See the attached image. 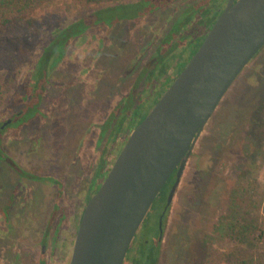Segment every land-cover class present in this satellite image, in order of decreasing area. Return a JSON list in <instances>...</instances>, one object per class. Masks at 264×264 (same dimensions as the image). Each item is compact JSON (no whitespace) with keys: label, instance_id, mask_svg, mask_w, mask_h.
Masks as SVG:
<instances>
[{"label":"rangeland","instance_id":"obj_1","mask_svg":"<svg viewBox=\"0 0 264 264\" xmlns=\"http://www.w3.org/2000/svg\"><path fill=\"white\" fill-rule=\"evenodd\" d=\"M120 1L136 0L91 5L56 0L37 10L35 32L8 29L5 34L13 42H4L0 49H17L19 55L15 63L6 55L0 60L12 82L0 102V123L26 109L24 97L30 100L28 105L32 103L34 68L33 84L47 77L44 48L55 31ZM195 1L175 0L138 21L99 23L84 40L73 39L68 55L58 53L60 67L50 72L51 83L38 102L44 115L34 117L33 106L29 113L16 116L0 143L7 158L0 160V264H16L18 258V264H69L86 203L101 187L133 129L129 124L121 128L123 118L136 124L137 105L148 107L149 98L158 96L155 90L149 93L146 80L151 57L160 44L167 50L173 45L168 34H177L171 30L174 22ZM207 1L184 14L193 17L188 23L192 29L176 37L184 50L204 38L216 18L210 9L224 3ZM202 13L207 15L200 22ZM92 41L90 48L82 45ZM100 41L104 45L95 55ZM170 74L174 75L173 67ZM160 80L165 83L166 76ZM160 80L157 87L166 88ZM143 112L144 107L138 114ZM109 123L111 130L106 129ZM8 159L27 173L19 174ZM152 211L134 238L127 264H244L242 239L251 238L248 233L241 236L247 231L244 227L250 222L264 227V47L236 78L200 134L162 239ZM236 214L240 222L235 221ZM257 250L264 254V246Z\"/></svg>","mask_w":264,"mask_h":264},{"label":"water","instance_id":"obj_2","mask_svg":"<svg viewBox=\"0 0 264 264\" xmlns=\"http://www.w3.org/2000/svg\"><path fill=\"white\" fill-rule=\"evenodd\" d=\"M263 47L264 0H227L197 51L132 129L86 203L69 264H124L154 201L176 172L159 217L163 238L167 210L200 134Z\"/></svg>","mask_w":264,"mask_h":264},{"label":"trees","instance_id":"obj_3","mask_svg":"<svg viewBox=\"0 0 264 264\" xmlns=\"http://www.w3.org/2000/svg\"><path fill=\"white\" fill-rule=\"evenodd\" d=\"M56 0H0V46L5 42L8 43L9 40L13 42V39H10L7 34H5L9 28H14V27H21V28H27L31 32H35L37 29V17H36V12L39 8L42 6L52 3ZM74 3L79 4V5H91L94 3H108L112 2L113 0H72ZM175 0H136V1H129V2H117L115 3H110L106 7L99 8L97 10H94L92 12H89L75 21L71 22L70 24L66 25L65 27L58 28L57 31L53 34L52 40L50 43L45 47V54H44V62L45 65L48 66L52 57L55 56L58 53H62L65 51V47L68 43L72 41L75 37L81 35L82 33H85L87 29H90L91 27L98 25L99 23H105L106 25H113L119 20L122 21H138L142 17H145L147 14L153 13L157 10H160L161 8L167 7L170 4L174 3ZM206 1V2H205ZM205 2V3H204ZM207 0H196L193 2L191 5L188 6L186 10H184L183 15L185 14L186 11L189 10L193 5L198 4V3H204L203 6L207 4ZM224 2L223 4H219L220 6H215L213 5L210 10H213L214 13L216 14V18L210 23V28L216 21L217 17L220 15L224 7L226 6L227 0H222ZM198 11L194 12L193 14H196ZM209 12V11H208ZM198 14V13H197ZM203 15H207V13H202L199 15L198 20L202 22L203 18H201ZM185 16V15H184ZM182 17V15L180 16ZM177 18V20L174 22L171 30H174L177 32V34L174 35V33L171 35L170 33V41L173 43V45L167 50L159 45L157 51L152 55V63L150 67L147 69V76L146 80L147 83H149V93L154 92L158 93L157 97H150L148 101H151L152 104L149 105L148 107L144 105L138 104L137 110L135 111L133 115H139L137 117L138 122L135 124L132 122H129V120L123 118V121L121 122V128L126 129L128 124L129 126H132L133 128L137 126L147 115V113L150 111V109L153 107V104H155L156 100L159 99V97L163 94V92L166 90V88L172 83V81L175 79V77L182 71V69L185 67V65L188 63L190 58L193 56V54L197 51L198 47L201 45L202 41L204 38H202L200 41L196 42L193 44L190 49H184L181 48V45L176 39L177 35L181 36L182 33L185 31L187 32L190 28L192 29V26H189V22H191V19L193 17H184L182 18ZM188 22H186V21ZM186 22L185 27H182L183 23ZM188 25V26H187ZM170 30V31H171ZM166 35L165 37H167ZM174 35V36H173ZM5 36V37H4ZM61 37H66V39L63 42H60ZM58 40V41H57ZM192 43H190L191 45ZM53 48V49H51ZM17 49H13V51H3L0 49V60L1 57L6 55V58H9L12 63H15L17 61V57L19 55V52H16ZM186 51H188L186 53ZM59 55V54H58ZM57 55V56H58ZM158 61V62H157ZM159 64H161L159 66ZM45 65L44 68L46 67ZM174 67V75L169 76L170 81L167 84L166 88H158L156 85L157 78L161 75H164L168 72V70ZM0 102L3 101L4 99V92L5 89L9 88L12 84L11 82V73L6 70L5 67H0ZM47 74V73H46ZM35 75V72L34 74ZM32 75V81H31V92L34 95L32 98V103L30 105L26 104V109L24 112H22L20 115L17 116H23V113H28L31 108L34 106L37 108L36 112H40V109L38 108V102L42 98L43 93L46 91V77L43 76V78L40 79L37 83H32L35 82V77ZM37 76V75H36ZM34 79V81H33ZM6 84L2 90L1 88L3 85ZM153 94V93H152ZM156 94V93H155ZM154 96V95H153ZM35 101V102H33ZM130 107V105H129ZM145 108V112L142 114L138 112H141L142 108ZM258 111L256 112L253 122L256 124V122L259 120L257 117L259 114H257ZM106 129L111 130V124L109 123L108 127ZM122 129L119 131L122 132ZM260 127L255 128V131H259ZM3 130L0 126V143L3 140ZM1 144H0V160H7L6 155L4 153H1ZM9 162L14 165V169L21 175L26 174L27 172L24 171L19 164L12 162L10 159H8ZM174 179V174L171 177V180L165 185L163 191H162V197L161 199H157L153 206L152 212H155L156 217H157V229L158 232L160 233V228H159V217L161 213L163 212V209L166 205V195L170 189L171 183ZM91 196V195H90ZM89 196V197H90ZM171 206V205H170ZM170 206L167 210L165 219H164V224H163V230L166 227V222L167 218L170 212ZM150 210V212H151ZM149 212V213H150ZM148 213V215H149ZM238 214V213H237ZM234 215L235 221H241V218L238 217V215ZM147 215V216H148ZM146 216V218H147ZM145 218V219H146ZM243 218L244 215H243ZM254 218H251V221H253ZM248 222V219L246 220ZM236 225V224H235ZM244 229H247L246 232H242L243 235H246L248 233L251 238L250 239H242V242L245 243L244 246H246L243 251V259H244V264H264V254L263 252L257 253V249H260L262 246H264V227L259 226L256 222H250L247 226L244 227ZM235 230V229H234ZM236 231V230H235ZM164 232V231H163ZM164 235V234H163ZM247 236V235H246ZM255 249V251H250L251 249ZM45 261V260H44ZM139 262V261H138ZM136 262V264H138ZM45 263V262H44Z\"/></svg>","mask_w":264,"mask_h":264},{"label":"flooded vegetation","instance_id":"obj_4","mask_svg":"<svg viewBox=\"0 0 264 264\" xmlns=\"http://www.w3.org/2000/svg\"><path fill=\"white\" fill-rule=\"evenodd\" d=\"M183 12H184V10H183ZM183 12L180 14V15H182L183 14ZM180 15H179V17H180ZM120 21H122V20H119V21H117V22H120ZM88 30L89 29H87V31L85 32V33H82L81 35H79V37L81 38L82 37V39L84 40L85 38H86V36L87 35H89L87 32H88ZM167 35V34H166ZM165 35V36H166ZM91 40H92V38H91ZM90 40V41H91ZM74 44H76V43H74ZM71 45H73V39H72V41L70 42V43H68L67 45H66V47H65V51L62 53V54H65V52L67 53L68 52V48H69V46H71ZM80 45V44H79ZM78 45V46H79ZM82 45H84V46H88V47H86V49L87 48H90V46H93L94 45V41H92V42H90V44H82ZM103 45H104V42L103 41H100V43H98L97 44V50H96V53H95V55L97 54L98 55V53L100 52V48H102L103 47ZM99 48V49H98ZM158 49V48H157ZM157 51V50H156ZM57 55L58 54H56L55 56H53L52 57V59H51V61H50V63H49V65H48V73H47V77H46V88L48 87V85H50V83H51V81H50V72L54 69V68H57V67H60V66H58L59 64H58V59H57ZM67 55H68V53H67ZM158 62V61H157ZM54 65V66H53ZM161 64H159V66H160ZM35 70H36V68H34V72H35ZM174 67H173V72H174ZM167 74V75H166ZM166 74H164V75H161V76H159L158 78H157V80H155V81H158V80H160V79H162V77H164V76H166V80H165V83L163 82V80H160V81H162L163 82V86L165 85V84H168L169 83V81H170V77L169 76H172L171 74L170 75H168V72L166 73ZM32 96H33V94H32ZM24 101H25V103L26 104H29V102H30V100H25V97H24ZM39 109H40V112H36V114H34L35 116L34 117H36L37 116V114H42V115H44L42 112H43V110L40 108V107H38ZM121 108V107H120ZM22 112H24V110H20V111H18L15 115H9L6 119H3V121L0 123V126H1V128H2V130L5 132V131H9L10 129L8 128L9 127V125H11L12 124V122L15 120V117L17 116V115H20ZM30 112V111H29ZM28 112V113H29ZM24 114H26V113H23V115ZM18 117V116H17ZM33 117V118H34ZM4 122H6L7 124H5ZM4 125V126H3ZM95 126H100L101 127V129L103 128V125L101 124V123H96L95 124ZM3 132V133H4ZM172 177V176H171ZM175 177H176V172H174V179H173V181H172V183H171V186H172V184H173V182L175 181ZM171 180V178L169 179V181ZM168 181V182H169ZM167 182V183H168ZM171 186H170V188H171ZM164 189V188H163ZM163 189H162V191H163ZM162 191H161V193L159 194V196L156 198V200L158 199H161V197H162ZM169 191H170V189H169ZM169 191H168V193H167V195H166V202H167V197H168V194H169ZM155 200V201H156ZM154 201V202H155ZM154 204V203H153ZM153 206V205H152ZM151 209H152V207H151ZM150 209V210H151ZM150 210H149V212H150ZM148 212V213H149ZM148 215V214H147ZM55 240V239H54ZM134 242V241H133ZM55 246H56V241L53 243V247H52V249H55ZM132 247H133V245H131ZM45 247H46V245L45 246H43V250H45ZM130 252V251H129ZM129 252H128V254H129ZM128 254H127V257H126V259H125V262H124V264H127V259H128ZM44 260V259H43ZM19 263V258H18V262H16V264H18ZM136 262H134V264H135Z\"/></svg>","mask_w":264,"mask_h":264}]
</instances>
